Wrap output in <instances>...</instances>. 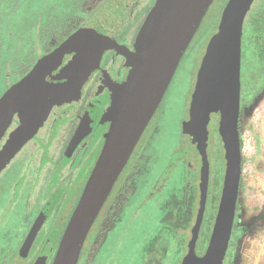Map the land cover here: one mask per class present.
Listing matches in <instances>:
<instances>
[{"label": "water", "instance_id": "obj_1", "mask_svg": "<svg viewBox=\"0 0 264 264\" xmlns=\"http://www.w3.org/2000/svg\"><path fill=\"white\" fill-rule=\"evenodd\" d=\"M126 0H105L93 16L58 48L37 60L35 65L0 98V139L16 112L25 120L0 151V170L32 138L54 102L63 104L70 94L78 95L105 46L119 31L121 6ZM213 0H167L152 21L134 56L128 75L115 96L113 116L102 150L67 223L52 264H77L86 236L127 164L136 144L162 101L191 40ZM254 0H229L223 9L218 31L209 40L192 95L189 124L198 134L202 151V124L210 116L214 93L221 113L226 172L222 197L209 244L203 255L196 253L206 209L207 172L202 179V196L189 250L181 264H224L232 235L242 177L241 55L246 14ZM75 55L69 67L51 79L50 72L68 54ZM210 80H213L210 83ZM42 83L46 94H34ZM208 84L211 94H208ZM34 94V95H33ZM259 97H256L253 108ZM46 105L40 109V104ZM90 117L79 127L76 139L90 132ZM205 154V153H204ZM206 171H208L206 163ZM48 216L44 209L36 218L30 235L35 236ZM54 245L48 241L33 264H47Z\"/></svg>", "mask_w": 264, "mask_h": 264}, {"label": "flooded vegetation", "instance_id": "obj_2", "mask_svg": "<svg viewBox=\"0 0 264 264\" xmlns=\"http://www.w3.org/2000/svg\"><path fill=\"white\" fill-rule=\"evenodd\" d=\"M104 1L105 0H73L69 10L63 14L62 19L58 20L57 25L51 30L52 35L50 39L45 41L43 47H41L39 58L58 48L72 33L93 16ZM127 1L128 0L121 6V24L119 31L107 42L98 65L81 87L79 100L74 102L72 107L69 108L70 114L64 124V131L60 133L58 131V125L64 121L65 117V108L61 106L53 110L51 114V122L55 128L53 133L50 135L51 132L46 131V122H44L37 134L19 150L14 158H12L7 166L0 172V205H2L5 199L10 200L12 198H14L15 201L27 202L30 196L28 191L31 192V189H27L24 184L25 180H27L26 169L30 166V168L34 167L35 170H40L44 166V162L47 163L49 157L54 160L53 165L57 171L55 176H49L47 180L48 185L43 187L42 194L37 195V209L39 210L31 225L27 228L26 236L31 231L37 216L44 209H47L48 216L37 232L33 242L37 243L35 245L37 253L30 264H33L48 241H51L54 247L48 257L47 264L50 263L52 255L54 259L63 234L61 236L59 234V237H57V228L54 227L53 221L56 219L54 215L57 212L56 209L60 204L59 202H61L60 200L65 196L67 190L64 184H70L74 177L78 175H82L84 178V174L86 175L84 179L86 184L102 150L105 141L104 138V140H102V137L98 140L101 146L97 148L93 147L94 143L87 146L86 142L88 141L89 135L93 133V130L97 127L96 125H98L103 112L106 111L109 106H111V108L114 107V101L108 103V99L114 93L115 87L121 81L123 74L127 73L128 75L130 69V67L126 68V53L122 51V46L127 47L129 50L132 49L136 37L135 29L127 27L124 37L119 41L122 29L123 7L126 5ZM140 1L141 0H135L131 7L133 11L131 9L128 10V18H140V13L136 11ZM7 4L8 8H11L10 11L18 7L15 0H9ZM114 42H118L122 46L117 45V47L115 46L116 48L109 47L107 49V45L110 43L113 44ZM191 43L192 42H190L187 47L188 50ZM194 45H191V50L193 48L195 49ZM205 52L199 60L195 59L192 64L195 68L190 74V80L188 82L191 90L183 107L184 117L181 123V137L179 142L181 145L183 143L188 145L192 153H189L190 150L186 149L185 155H183L180 163L173 159L167 164L165 169L153 174L154 163H151V161L155 160L154 140L158 133L161 132L160 121L167 111L166 107L161 108L165 97L164 95L136 144L135 148H137L139 144L140 147L138 146L139 149L136 151L135 160L126 173H124L121 180H119L118 183H116L117 181L115 182L116 185L114 184L109 196L93 222L84 241L77 264H106L105 256H108L107 264H172L175 260L177 264H181L184 256L189 250L192 229L196 223L202 196L201 183L207 172L208 186L206 209L210 202L213 208V214H211V216H213V223L211 226L209 225V227H207L209 231L206 232V228L204 227L205 209L203 222L196 241V253L201 256L206 251L210 237L205 241L204 235L210 233L211 236L219 210L226 172V158L224 143L219 132L221 113L218 109L217 93H214L213 110L202 124L203 152H201L198 147V134L189 124L192 95L195 90L198 71ZM74 57V53L65 55L64 60L61 62L64 66L61 68L57 66L54 74H57L62 68L69 67ZM35 63L31 65L27 72ZM27 72L22 75L19 74L17 82ZM208 94H211L209 84ZM251 106V99L247 101V98L243 97L242 87L239 124L240 134H242V118ZM88 117L94 120L90 132L82 135L75 141L77 130L84 124ZM19 123V119L16 118L14 124L12 123L9 125V127H11L10 130H8V127L0 139V151L10 133ZM183 127L187 129V133L182 131ZM97 128H103L104 130V126H99ZM145 132H147L146 135ZM45 135L47 136V141L42 147L43 142L41 143L40 139L43 138L44 140ZM40 147L41 152L38 154L41 156L40 159L38 157L35 158V165L26 161L23 168L20 169L21 171L19 172L18 178L13 180L11 178L12 163L23 160V156L27 154V149L31 148L39 151ZM176 152L177 150H175V153ZM96 155L97 158L94 161L93 157ZM206 163L208 171H206ZM61 176L63 177L61 178ZM35 180L36 178L33 177L31 184H33ZM58 182H63L64 184L58 186ZM240 198L239 190L238 204L228 251L234 245L233 237L235 235L241 234L247 229H251L253 225L258 223L256 218L250 221L244 220V209L240 202ZM210 219H212V217L209 218V220ZM176 227L179 228V233L173 231ZM238 241L239 239L237 242ZM173 250L176 252L184 251V253L180 259H175L173 261Z\"/></svg>", "mask_w": 264, "mask_h": 264}, {"label": "rangeland", "instance_id": "obj_3", "mask_svg": "<svg viewBox=\"0 0 264 264\" xmlns=\"http://www.w3.org/2000/svg\"><path fill=\"white\" fill-rule=\"evenodd\" d=\"M228 1L229 0L212 1L192 39L193 41L191 40V45L195 44V49L193 48L191 50L192 46L190 45L189 50L187 49V51H185V55L181 59L168 86L161 105V108L166 107L167 111L161 118V132L158 133L153 145L155 148V160L151 161V163H154L153 174L165 169L167 164L173 159L180 163L183 155H185L186 149L190 150L189 153H192L188 145L184 143L181 145L179 142L181 137V123L184 117V102L191 90L188 82L190 80V74L195 68L192 64L195 59L199 60L201 56H203L209 40L218 31L223 9ZM15 2L18 4V7L7 16L2 24H0V96L17 82L19 74L22 75L27 72L31 65L40 57L41 47H43L45 41H48L52 35V32L49 30L53 29V27L57 25V21L62 19L63 14L69 10L73 0H15ZM134 2L135 0H128L123 7L122 29L119 39V41L122 40L127 27L131 29L134 28L136 37L132 49L129 50L118 42L107 45V49L109 47H117V45L122 46V51L126 53V68L130 67L147 30L167 0H149V2L148 0H141L136 8V11L140 13V16L138 15L140 18L130 19L128 18V10L131 9ZM131 10L133 11V9ZM263 18L264 0H254L244 20L241 55V85L243 87V97H246L247 101L251 99L252 104L256 97H259V100L253 108L250 107V109L245 112L242 118L241 135L243 165L240 202L244 209V220L250 221L256 218L258 223L253 225L251 229H247L241 234H237L233 237L234 245L227 253L225 264H264V32L261 30V24L264 21ZM48 32L49 34H47ZM30 57L35 59L29 62L28 58ZM63 66L64 64L61 63L58 65V68ZM54 71L55 70L50 72L47 80L51 79L53 75H56ZM126 75L127 73L123 74L121 81L115 87L114 93L108 99V103L115 100V96L125 82ZM212 82L213 80H210V83ZM40 92L42 94L47 93L42 83L39 84L34 94ZM80 93L78 95L70 94L63 104L54 102L47 116H45L42 123L37 126L35 135L44 122H46V131L51 132L50 135L53 133L55 128L51 122V114L53 110L61 106L65 108V117L64 121L58 125V131L59 133L63 132L64 124L70 114L69 108L72 107L74 102L79 100ZM25 104L26 102L14 115L12 123L14 124L16 118L19 119L20 123L10 133L8 139L25 120V117L22 118L19 115ZM42 105H46V102H41L40 109L44 107ZM112 116L113 109L109 106L101 115L98 125H96L97 127L104 126V130L103 128L99 129L95 127L93 133L88 137V141L86 142L87 146L92 143H94V148L101 146L98 140L101 139V137L102 140L105 139ZM10 128L11 127H9L8 130H10ZM182 131L187 133V129L184 127ZM146 133L147 132H145V135ZM30 139H28V141ZM40 140L41 143L43 142V147L47 141V136H44V140L43 138ZM138 146L133 151L116 183L121 180L124 173H126L135 160L136 151L140 147ZM175 150H177L176 153ZM18 152H16L14 156ZM26 152L27 154L23 156V160L12 163L11 178L13 180L18 178L19 172L21 171L20 169L23 168L26 161L35 165V158L38 157L40 159L41 157L38 155L39 152H41V147L39 151L30 148L27 149ZM14 156L12 158H14ZM96 158L97 155L93 157V160L95 161ZM11 159L7 161L2 169L7 166ZM53 162L54 160L49 157L47 163L44 162V166L40 170H35L34 167L30 168V166L26 169L27 180H25L24 184L27 189H31V192L28 191L30 194L29 201H15L14 198H12L10 200L5 199L2 205H0V264H30L36 255L37 251L35 245L37 243H33L36 235L32 236L29 232L26 236V233L28 230L27 228L31 225L39 210L37 209L36 197L37 195H41L43 187L48 185L47 180L49 176H55L57 171ZM33 177H35L36 180L31 184ZM62 177L63 176H61V178ZM85 177V174L84 178L82 175L75 176L70 184H64L63 182L57 183L58 186L64 184V186L67 187L65 196L62 200L59 199L61 202L58 200L60 204L54 215L56 219H54L53 224L54 227L57 228V237H59V234L60 236L63 234L71 214L75 209L85 184ZM212 209V205L209 202L204 221L206 232L209 231L207 227H209V225L211 226L213 223V216H211V214H213ZM211 217L212 219L209 220ZM173 231L177 233L180 232L178 227ZM209 237L210 233L205 234V241H207ZM238 239L239 241L237 242ZM183 253L184 251L176 252L173 250V261L175 259H180ZM52 259L53 255L50 258L49 264H51ZM105 260L107 264L108 256H105ZM175 261L172 264H177Z\"/></svg>", "mask_w": 264, "mask_h": 264}, {"label": "trees", "instance_id": "obj_4", "mask_svg": "<svg viewBox=\"0 0 264 264\" xmlns=\"http://www.w3.org/2000/svg\"><path fill=\"white\" fill-rule=\"evenodd\" d=\"M7 3H9V0H0V5L2 6V7L0 6V24H2L5 21V19L7 18V16L10 15V13L12 12V11H10L11 8L10 7L8 8ZM261 25H262L261 30L264 32V21L262 22ZM47 30H49V29H47ZM51 30H49V31H51ZM47 34H49V32ZM0 37H1V33H0ZM33 59H35V58H33V57L28 58L29 62H31Z\"/></svg>", "mask_w": 264, "mask_h": 264}]
</instances>
